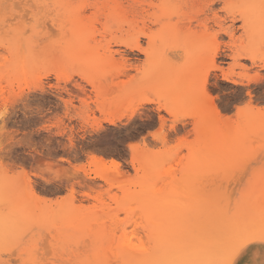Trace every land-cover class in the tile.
Segmentation results:
<instances>
[{
  "label": "rangeland",
  "instance_id": "374dc122",
  "mask_svg": "<svg viewBox=\"0 0 264 264\" xmlns=\"http://www.w3.org/2000/svg\"><path fill=\"white\" fill-rule=\"evenodd\" d=\"M69 2L80 5L75 12L74 26L69 24L65 44L47 54L46 70L37 67L23 52L6 55L0 49V110L13 99L35 96V87L38 84L43 87L42 81L55 80L57 74L66 76L75 72L95 81L94 89H86L84 93L80 89L73 91L78 104L83 100L76 112L78 119L73 122L69 118L65 127L43 133L45 138L56 141L61 150H64L65 137L57 133L64 132L72 138L74 147L67 151L83 172L76 188V203L54 204L51 195L47 203L25 196L22 172L34 166V158L26 153L19 162L17 179L0 177V227H5L9 216L22 209L36 216L53 218L57 239L69 243L67 249H62L66 258L83 259L92 264H124L125 260L132 261L130 264L136 261L155 264L174 246L195 242L194 234L209 223L208 202L221 183L225 193L240 190L239 176L232 178L237 167L233 165L226 172L219 161L232 150L239 151L243 158H259L264 153V120L258 112L233 116L229 112L217 114L211 105L193 108L181 112L171 129V143L167 146L161 143L155 150L137 148L130 151L125 143L128 133L124 130L130 123L123 119L126 111L133 104L144 107L145 93L150 91L160 99L171 85L186 79L192 70L195 52L189 53L186 42L177 37L153 38L149 46L139 35L151 33L150 21L167 12L154 5L166 0ZM22 3L23 0H7V8L0 11L13 15L20 11ZM241 32V23L234 22L229 40L238 47H246L249 37L242 36ZM142 39L143 44L140 43ZM259 41L257 26L254 39L257 47ZM224 43L228 45L227 41ZM220 51L224 53L217 58L221 76L227 72L240 78L253 68L264 70L259 58L255 64H245L242 59L240 64L233 65L231 47ZM223 83L225 81L218 80L214 70L211 87L219 88ZM252 87L258 85L253 83ZM180 94L178 92L177 97ZM41 95L48 96L47 93ZM50 101L60 105L56 97H50ZM64 110L58 108L60 112ZM22 119V113L16 112L6 123ZM109 119H114V123H109ZM181 145L188 147V151L185 152ZM90 153L101 156L105 164H93L88 157ZM109 161L117 162L115 168ZM17 192L23 195L17 198ZM134 209L141 211L133 215ZM101 217L110 218L102 220ZM105 226L109 229L107 233L113 231V235L106 233L109 236H104L106 243L93 240L90 233L94 227ZM120 232L122 237L126 232L127 238L123 237L126 242L123 239L121 242ZM106 237L112 242H107ZM77 241L79 246H75ZM0 260L7 261L8 256L0 255Z\"/></svg>",
  "mask_w": 264,
  "mask_h": 264
},
{
  "label": "snow or ice",
  "instance_id": "6c2138e0",
  "mask_svg": "<svg viewBox=\"0 0 264 264\" xmlns=\"http://www.w3.org/2000/svg\"><path fill=\"white\" fill-rule=\"evenodd\" d=\"M79 7L69 0H23L20 11L13 15L0 11V49L6 55L23 52L37 67L46 70L47 54L65 44L67 28L70 23L74 26ZM154 7L167 12L150 21V34L139 35L149 46L153 38H180L186 42L189 53L195 52V58L188 77L171 85L160 99L149 91L144 94V107L133 104L126 111L123 119L130 120L124 130L128 133L127 148L155 150L161 143L167 146L181 112L193 108L211 105L217 114L229 112L233 116L258 112L264 120V70L253 68L240 78L227 72L221 76L217 59L224 54L220 50L230 46L233 65L240 64L242 59L245 64H255L257 58L264 63V0H166ZM6 8L7 0H0V9ZM236 21L241 23V35L249 37L246 47H238L229 40ZM257 26L258 47L254 44ZM214 70L217 79L225 81L219 88L210 85ZM42 82L43 87L39 84L35 87V96L18 97L0 110V177L17 179L19 162L28 153L34 158V166L23 173L22 180L31 198L47 203L51 195L54 204L75 205L76 188L83 172L67 151L74 147L72 140L64 132H58V136L65 137L61 150L56 141L45 138L43 133L65 127L69 118L75 122L83 100L78 104L73 91L80 89L84 93L86 89H94L95 81L69 72ZM253 83L258 87L253 88ZM50 97H56L60 105L50 101ZM59 107L65 110L60 112ZM16 112L22 113L23 119L6 123ZM181 147L188 151V147ZM219 163L226 172L233 165L237 167L232 178L239 176L240 190L225 193L221 183L208 202L209 223L194 234L195 242L174 246L155 264H264V153L251 159L232 150ZM22 195L17 192V198ZM139 211L134 209L133 215ZM52 223V217L16 210L6 226L0 227V255L8 256L0 264H92L66 258L62 249H67L69 243L57 239V228ZM75 246H79L78 241Z\"/></svg>",
  "mask_w": 264,
  "mask_h": 264
},
{
  "label": "bare ground",
  "instance_id": "6f19581e",
  "mask_svg": "<svg viewBox=\"0 0 264 264\" xmlns=\"http://www.w3.org/2000/svg\"><path fill=\"white\" fill-rule=\"evenodd\" d=\"M118 6V5H117ZM120 8V7H119ZM213 107V106H212ZM215 113V112H214ZM213 116H214V114H213ZM217 116V115H216ZM211 118V117H210ZM220 120V119H219ZM218 120V121H219ZM108 122L109 123H114V119H109L108 120ZM205 124V123H204ZM207 124V123H206ZM206 124L204 125V126H206ZM208 124H210L211 125V122H209ZM207 124V125H208ZM213 124V123H212ZM220 124V123H219ZM221 128V127H220ZM199 130V129H198ZM229 131V130H228ZM221 132H222V129H221ZM207 134H208V132H206ZM223 133V132H222ZM229 133V132H228ZM224 135V134H223ZM201 136V135H200ZM199 136V137H200ZM209 136V135H208ZM69 137V136H68ZM201 138V137H200ZM204 138V137H203ZM72 139V138H71ZM225 140V139H224ZM198 141H199V139H198ZM199 142H201V141H199ZM227 143V142H226ZM200 146V145H199ZM199 149V148H198ZM92 151V150H91ZM217 153V152H216ZM200 154H203V153H200ZM205 154V153H204ZM208 156V155H207ZM89 157V159H90V161L93 163V164H95V165H102V164H105V161L103 160V158H101V156L99 157V156H96L95 154H92L91 155V153H90V156H88ZM208 158V157H207ZM212 158V157H211ZM210 158V159H211ZM207 160V159H206ZM212 160V159H211ZM110 162V161H109ZM110 163H112L111 165L115 168V166L117 165L116 163V161H115V164L113 163V161H111ZM200 163H201V161H200ZM208 163V162H207ZM108 165V164H107ZM209 166V165H208ZM21 167V166H20ZM204 167H206V166H204ZM112 169V168H111ZM116 169H117V167H116ZM152 170V169H151ZM116 172H117V170H115ZM154 171V170H153ZM23 172H26L25 170H23ZM23 172H22V174H23ZM114 172V171H113ZM161 175V174H160ZM159 175V176H160ZM155 176V175H154ZM162 176V175H161ZM163 177V176H162ZM170 181V180H169ZM148 182V181H147ZM163 182V181H162ZM162 182H161V184H162ZM182 183V182H181ZM23 184V183H22ZM84 184V183H83ZM167 184V183H166ZM173 184V183H172ZM25 185V184H24ZM78 186V185H77ZM25 188H24V190H25V192H24V195L25 196H27V197H29V198H31V196H30V194L29 193H27V190H26V185L24 186ZM145 187V186H144ZM147 188V187H146ZM154 189V188H153ZM187 189V188H186ZM164 192V191H163ZM39 195V194H38ZM145 195V194H144ZM152 196V195H151ZM163 196V195H162ZM157 198V197H156ZM32 199V198H31ZM140 199V198H139ZM35 200V199H34ZM155 200V199H154ZM156 200H158V199H156ZM152 202H154V201H152ZM144 206V205H143ZM152 207V206H151ZM154 207H156V205H154ZM150 210V209H149ZM154 211V210H153ZM156 211V210H155ZM93 215V214H92ZM100 217V216H99ZM108 218H110V217H101L100 219H102V220H104V219H108ZM95 219H99L98 217H95ZM95 219H94V221H95ZM71 220V219H70ZM73 220V219H72ZM76 221H78V219H75ZM80 220V219H79ZM94 221H93V223H94ZM83 222V221H82ZM99 222V220L97 221V222H95V223H98ZM90 223H92V221H90ZM92 223V224H93ZM105 223V222H104ZM81 224V223H80ZM89 224V223H88ZM91 224V225H92ZM99 225V224H98ZM102 226V225H101ZM92 227H90V229H91ZM97 228V229H96ZM89 229V228H88ZM93 229V228H92ZM107 229H108V227L107 226H105V227H94V231L92 230V232L90 233V235L93 237L92 239L94 240V239H99V241L101 240H103V243L105 242V238H104V236H106L108 233H109V235L111 234V235H113V231L112 232H110V231H108V233H107ZM86 230V229H85ZM109 230V229H108ZM88 232V231H87ZM107 233V234H106ZM126 232H123V237H124V239H125V237H126V234H125ZM120 235L122 234L121 232L119 233ZM119 235V236H120ZM107 237L109 238V236L107 235ZM106 237V239H107V242H109L110 243V241H111V239H110V241H108V238ZM123 237H122V235L119 237L120 238V240H121V242L124 240L123 239ZM104 238V239H103ZM127 238V237H126ZM86 239V238H85ZM123 239V240H122ZM92 240V241H93ZM100 241V242H101ZM127 241V240H126ZM125 240H124V242H126ZM129 241V240H128ZM112 242V241H111ZM123 242V243H124ZM99 243V242H98ZM106 243V242H105ZM108 243V244H109ZM91 244V243H90ZM126 244H129V242L128 243H126ZM125 244V245H126ZM132 244V243H131ZM122 246V245H121ZM150 256V255H149ZM152 256V255H151ZM155 257V256H154ZM153 259H155V258H153ZM154 260H152V262H153ZM130 262H132V261H127V260H125V261H123V263L124 264H130ZM144 262H146V261H136V264H143ZM148 263H151V262H148ZM154 264V263H153Z\"/></svg>",
  "mask_w": 264,
  "mask_h": 264
}]
</instances>
